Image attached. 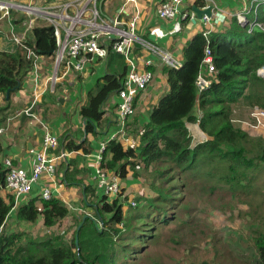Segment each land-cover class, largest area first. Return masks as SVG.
Returning <instances> with one entry per match:
<instances>
[{"label":"trees","instance_id":"trees-1","mask_svg":"<svg viewBox=\"0 0 264 264\" xmlns=\"http://www.w3.org/2000/svg\"><path fill=\"white\" fill-rule=\"evenodd\" d=\"M200 3L195 2L196 5H203ZM246 9L249 21L264 25V0H253ZM248 28L247 24L242 25L233 15L228 24L209 32L208 44L212 50L215 71L209 76L210 83L201 92L197 91L195 80L207 44L202 33L204 29L187 40L182 47L180 66L162 67L167 89L151 106L147 120L141 123V129L136 130L139 134L137 146L125 147L120 139H110L105 147L102 164L120 179L128 176L137 178V160L146 169H158L160 177L176 169L185 176L210 184V188L221 182L230 189L233 199L237 197L239 202L247 206L245 213L254 221L250 229L254 252L244 261L236 259V264H264V185L257 184L258 174L264 173V136H250L231 118L233 108L238 104L250 108L258 106L264 110V77L257 73L258 68L264 65V28L258 25L251 31ZM24 43L40 55L52 56L51 51L56 47L53 28L36 24ZM105 63L104 75L97 80L96 87L88 91L87 99L79 109L83 124L81 136L85 133L96 138L103 134L100 129L106 121L105 107L110 97L120 89L128 69L124 56L116 52H110ZM31 66L32 61L26 57L22 46L0 50V93L5 97L8 89L10 93L20 89ZM5 109L0 107V113ZM186 122L198 123L208 138L192 144ZM72 137L64 143L62 139L59 140L62 150L70 152L82 148L80 138L76 141L78 137ZM83 151L86 153L87 149L83 148ZM165 165L167 167L163 168ZM5 170L0 164V178ZM63 171V180L68 184L81 182V198L85 204L92 205L88 200L89 193L93 198H98L93 204V214L81 219L79 229L77 226L69 241L58 235L37 238L26 233L23 239L21 232L4 230L12 209L18 221L36 223L41 215L43 225L49 229L68 215L69 208L55 196L44 200L38 194L14 206L11 196L6 200L1 194V182L0 264H116L115 257L119 250L140 253L151 242L153 233L146 239V235L135 236L129 228L124 226L119 229L116 226L123 221L124 205L118 198L109 201L103 193H96L94 184H85L83 179L77 181L74 176L80 172L79 169L64 167ZM168 190L160 189L157 192L160 199L155 202H173L174 196ZM150 203L149 209L161 208ZM106 213L109 214L107 218L104 215ZM153 213L155 223L166 220L163 213ZM98 223L103 226L100 227ZM113 238L124 241L136 238L142 242L146 239V242L141 246L128 242L114 248L110 246L115 242ZM209 239L221 241L217 233L210 235ZM104 243L109 244L108 248L104 247ZM212 249L215 262H219L220 245L212 246ZM227 258L230 261L229 256Z\"/></svg>","mask_w":264,"mask_h":264},{"label":"built area","instance_id":"built-area-1","mask_svg":"<svg viewBox=\"0 0 264 264\" xmlns=\"http://www.w3.org/2000/svg\"><path fill=\"white\" fill-rule=\"evenodd\" d=\"M99 0H54L46 4L24 3L18 0H0V25L6 20L11 28L13 43L21 45L26 57L32 61L27 80L33 87V98L20 111L19 114L30 118H36L35 107L40 98V74L41 55L37 54L24 41L27 33L41 20L53 28L56 41V49L53 55L52 74L46 77L45 83L50 82L53 88L55 82L71 72L81 73L85 71L95 59H105L110 52H116L124 56L128 69L121 82L117 94L115 110L117 115V128L105 139L99 142V148L93 154H89L94 167V186L99 193L106 195L111 201L113 198L125 197L121 179L116 173H112L103 167L104 151L110 139L122 140L126 135V122L134 114V101L137 94L145 90L155 80L154 72L150 66L154 64L151 57L134 56L136 45L141 50L148 51L155 56L163 65L179 67L181 61L166 49L147 40L137 34L136 26L139 19L138 11L131 14L127 21H121L117 17L103 16L98 5ZM133 0H126V3ZM186 0H163L156 7V15L159 19L170 20L179 16L183 20L190 21L195 18L191 8L184 6ZM204 8V7H201ZM12 12H19L25 17L23 30L14 32L11 22ZM247 9L241 8L234 12L237 20L242 25H248L251 31L255 25L264 28V25L248 20ZM204 23L225 24L226 16L220 10H211V15L202 14ZM210 30H203L207 44L204 47L200 68L196 76L195 84L198 92H201L210 83V75L214 73V60L212 50L208 44ZM139 59V60H138ZM264 77V66L257 70ZM264 112V110H263ZM2 129L0 128V132ZM59 147V141L47 126L42 135L38 147L29 148L28 152L33 156L32 167L28 171L21 166L11 165L6 168L2 182V190L13 198L14 206L28 198L34 186H39L38 197L50 199L53 197L52 185H55L57 161L63 159L68 152L61 150L55 153ZM46 180V185L44 181ZM135 205V201H130ZM40 209V208H39Z\"/></svg>","mask_w":264,"mask_h":264},{"label":"rangeland","instance_id":"rangeland-1","mask_svg":"<svg viewBox=\"0 0 264 264\" xmlns=\"http://www.w3.org/2000/svg\"><path fill=\"white\" fill-rule=\"evenodd\" d=\"M4 24L0 25V40L5 43L10 42L11 47L15 46L12 43L11 28ZM38 24H44V22L39 20ZM21 31L17 28L14 29L16 33ZM137 34L140 35L138 32ZM43 60L42 76H45L44 74H52L53 58L49 57L45 61L44 56ZM68 80V75L61 78V81L65 82L66 85H68ZM61 81L55 82L52 92H55L54 90ZM47 88L48 91L51 89L50 82L47 84ZM66 91L62 90L63 93ZM156 97L155 92L151 100ZM149 105H144V107L146 108ZM61 112L62 110H57L58 114H61ZM132 118L128 121L129 128H127L126 134L128 138H124V141L126 140L125 144L127 146L136 147L139 134L131 126ZM231 118L234 124L247 131L250 136H264V112L258 106L250 108L238 104L233 108ZM140 129L141 125L138 127V130ZM191 131L193 132L195 129L192 128ZM54 133L59 137V134ZM189 133L191 134L190 131ZM194 139L195 137L192 136V143L196 142ZM136 162H138L135 168L137 178L131 176L128 180H124L123 190L124 192L126 191L127 195L121 199V202H124L123 221L118 222L116 226L119 229H123L124 226L129 228L135 236L146 235L145 238L147 239L153 233L154 237L144 247L146 249L140 250V253H125L122 249L119 250L115 257L116 264H236V259L244 261L253 254L254 246L250 239V229L253 227L254 221L245 213L247 206L239 202L237 197L233 199L230 189L224 187L225 185L218 182L213 188H210V184L185 176L176 169H172L165 176L160 177L157 172L158 169L156 171H153V167L146 169L142 163L137 160ZM165 167L167 165L163 166V168ZM91 168V183L93 184L94 167L92 166ZM167 178H169V181ZM257 184L259 186L264 185V173L258 174ZM167 188L169 189L168 192H171L174 196L172 198L173 202L169 204L156 203L155 200L160 199L157 196V192L160 189L165 190ZM39 191V186H34L27 196L36 195ZM96 193L99 194L98 191ZM81 195L80 186L78 199L68 205V215L49 229L43 225L41 215L36 223L18 221L12 209V220L9 221L11 223H6L4 230L5 232H21L23 239L26 234L37 238H43L44 235H58L69 241L81 219L83 220L84 216L93 214V204H96L98 200V198H93L92 194L89 193L88 200L92 205H87L82 201ZM131 200L136 202L135 206L129 204ZM145 201L149 202L144 203ZM150 202L161 208L153 207L149 209ZM153 212L163 213L164 217L166 216V220L155 223L153 220L155 213ZM104 215L106 218L109 216L107 213ZM98 225L100 227L103 226L101 223H98ZM214 233L220 236V242H214L209 239L210 235ZM113 239L115 242L110 244V246L114 248H119L120 245L128 242V244L139 246L146 242V239L142 242L136 238L132 241ZM218 244L221 248L218 251L221 254V260L215 262V253L212 246H218ZM108 246L109 244L104 243V247L108 248ZM227 256H229L230 261Z\"/></svg>","mask_w":264,"mask_h":264},{"label":"crops","instance_id":"crops-1","mask_svg":"<svg viewBox=\"0 0 264 264\" xmlns=\"http://www.w3.org/2000/svg\"><path fill=\"white\" fill-rule=\"evenodd\" d=\"M18 1L34 4L49 3L47 0ZM160 1L163 0H133L124 4L126 0H99L98 5L103 16L117 17L121 21H127L133 12L138 11L139 19L136 26L137 32L147 40L166 49L182 61V47L196 32L202 31V29L210 31L219 30L222 25L228 24L230 17L234 15L235 11L246 8L247 5H251L253 0H186V2H184L183 5L189 8H191L196 1L199 3L202 2L200 4H203L200 6L197 5L199 8H207L212 5V9L220 10L224 13L226 16L225 24H210L200 20L194 22L191 20L187 21L181 19L179 16L170 20L159 19L156 15V7ZM17 20L19 22H17ZM24 21L25 18L22 14L17 12L12 13L11 22L14 29L23 30ZM13 48L14 46L11 47L10 42L5 43L0 40V50H11ZM133 54L139 59H142V57H151L153 59L154 64L150 66V69L153 67L151 70L154 72L155 77L153 83L144 91L140 92L136 98V108L134 114L131 116L133 117L131 119V126L136 132L141 123L147 120L151 106L156 103L157 98L167 89V85L165 81L166 76L162 72L163 64L157 57L152 56L146 50H141L138 45L134 48ZM47 58L49 57L45 56V61ZM105 69V59H95L85 71L81 73L71 72L68 74V85L60 80L61 82L58 83L54 90L55 92L51 90H49V92L42 87L40 98L35 107L36 118H30L19 114L32 97L33 88L30 82L23 81L21 88L11 91L8 99L6 95L4 97L0 93V107H6V109L0 113V128L2 129L0 132V164L4 168H8L11 165L21 166L29 171L32 167L33 156L28 150L31 147H38L40 145L45 126H47L54 135H56L54 132L59 134V137L56 135L58 141L62 139L64 143L73 138V135L78 137V139H76V141H78L83 126L82 119L79 115L80 106L85 103L88 91L93 89L98 83L97 80L104 75ZM44 82L45 81H43V86ZM62 90L67 91L63 93ZM155 92L157 97L151 100ZM116 101L117 94H114L110 97L105 107L106 121L100 129V132H103V134L95 138L91 134L86 135L82 133L83 135L80 138V141L83 142L82 148L76 151H66L68 154L63 159L57 161L56 179L59 181H56L55 185H52V192L53 196L62 200L67 206L78 199V190L81 186L80 179H83L85 183L91 184L90 173L92 171V162L89 154L95 153L98 149L99 142L107 138L109 134L117 128V115L114 104ZM148 104L150 105L145 108L144 105ZM59 109L62 110L61 114L57 113ZM144 110L146 111L144 112ZM198 111L199 110H196V113H198ZM131 117H129L126 122V134L127 128H129L128 121ZM185 124L191 132V136L195 137V143L208 138V136L199 129L198 123L186 122ZM192 128H194L195 131L192 132ZM66 135H68L67 138ZM127 138L128 136L126 137L125 135V139ZM125 141L124 138L121 140L126 147ZM83 148L87 149L86 153H84ZM62 149L63 147L60 145L54 152L59 153ZM64 167H68L69 170L79 169L80 172L77 173L74 178L80 183L68 184L66 180H63ZM129 177L131 176L121 179L122 189L124 180H128ZM44 185H46V180L44 181ZM40 186L41 185H39V187ZM1 194L5 196L7 193L5 190H2ZM124 194L126 197V191ZM32 196L34 195L31 194L28 198ZM28 198L26 200H28ZM11 213L12 210L6 219V223L8 224H10L11 222L9 221L12 220Z\"/></svg>","mask_w":264,"mask_h":264},{"label":"clouds","instance_id":"clouds-1","mask_svg":"<svg viewBox=\"0 0 264 264\" xmlns=\"http://www.w3.org/2000/svg\"><path fill=\"white\" fill-rule=\"evenodd\" d=\"M12 13H13V12H12ZM17 13H19V12H17ZM20 14H21V13H20ZM11 15H12V14H11ZM23 17H24V16H23ZM24 18H25V17H24ZM40 21H41V20H40ZM3 23L7 24L6 20H4V21L2 22V24H3ZM36 24H38V21L36 22ZM36 24H35V25H36ZM45 24H46V23L44 22L43 25H45ZM7 25H8V24H7ZM46 25H48V24H46ZM49 26H50V25H49ZM30 31H31V30H30ZM30 31H29V32H30ZM18 33H20V32H18ZM27 35H28V33H27ZM27 35H26V36H27ZM54 37H55V36H54ZM12 43H13V42H12ZM55 43H56V41H55ZM13 44H14V43H13ZM14 45L17 46L16 44H14ZM15 46H14V47H15ZM20 46H21V45H20ZM55 49H56V47H55ZM55 49H54V50H55ZM54 50H53V52H52L53 55H54ZM37 54H38V53H37ZM39 55H40V54H39ZM53 55H52V56H49V57H52V58H53ZM41 56H42V57H41L42 62H41V66H40V67H41V69H42V63L44 62V60H43V55H41ZM41 69H40V74H41V76H42ZM29 70H30V69H29ZM28 72H29V71H28ZM28 72H27V74H26V76H25V78H24L23 81H26V80H27ZM44 75H45V76H42V77H43V80L40 81V91H41V88H42V87H43L45 90L48 89V88H47V84H48L49 82H47V83L44 82V86H43V81H45V80H46V77L49 76L50 74H49V75L44 74ZM60 80H61V79H59V80H57V81H60ZM31 87H32V86H31ZM53 87H54V86H53ZM32 88H33V87H32ZM53 89H54V88H51L50 90L53 91ZM32 98H33V91H32ZM1 192H2V189H1ZM123 192H124V190H123ZM4 198H5L6 200H8V199H9V195L6 194V195L4 196ZM26 201H27V200H26ZM26 201H25V202H26ZM23 202H24V201H23ZM20 203H21V202H20ZM120 203L124 204V202H120ZM129 204H130V203H129ZM130 205H131V204H130ZM135 205H136V204H135ZM135 205H134V206H135ZM131 206H133V205H131Z\"/></svg>","mask_w":264,"mask_h":264},{"label":"water","instance_id":"water-1","mask_svg":"<svg viewBox=\"0 0 264 264\" xmlns=\"http://www.w3.org/2000/svg\"><path fill=\"white\" fill-rule=\"evenodd\" d=\"M212 8H213L212 5L208 6L207 8H199L197 5L193 4L192 7H191V9H192V11L194 12L195 18L192 19L191 21L194 22V21H196L197 19H201V18H202V14H206V15L210 16V15H211V10H212ZM52 52H53V50L51 51V53H52ZM17 87H18V86H17ZM9 95H10V89H8V90L6 91V98H7V99H8V97H9ZM84 218H85V216L83 217V219H84ZM80 225H81V224L78 225V229H79ZM75 242H76V244H77V242H78L77 237H76V239H75Z\"/></svg>","mask_w":264,"mask_h":264}]
</instances>
